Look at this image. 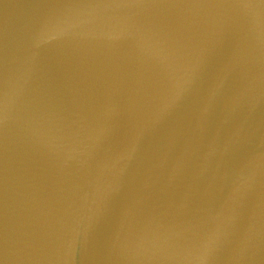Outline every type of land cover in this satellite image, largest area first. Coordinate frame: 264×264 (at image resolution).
<instances>
[{"label": "water", "instance_id": "1", "mask_svg": "<svg viewBox=\"0 0 264 264\" xmlns=\"http://www.w3.org/2000/svg\"><path fill=\"white\" fill-rule=\"evenodd\" d=\"M0 264H264V0H0Z\"/></svg>", "mask_w": 264, "mask_h": 264}]
</instances>
